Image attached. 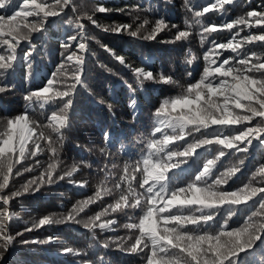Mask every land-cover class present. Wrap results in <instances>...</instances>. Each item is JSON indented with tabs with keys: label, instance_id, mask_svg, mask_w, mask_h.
I'll return each instance as SVG.
<instances>
[{
	"label": "snow or ice",
	"instance_id": "obj_1",
	"mask_svg": "<svg viewBox=\"0 0 264 264\" xmlns=\"http://www.w3.org/2000/svg\"><path fill=\"white\" fill-rule=\"evenodd\" d=\"M233 2L215 0L204 5L202 10L194 12L197 18L195 23L201 24L199 18L206 13L223 12L224 5ZM185 4H190V0H185ZM69 7L76 12L73 0H0V49L3 50L0 52V78L19 62L17 50H22V41L29 45L27 50H23V61L31 74L32 56L36 51L32 34L45 31L51 19L59 18L68 27L77 30L75 34L61 40L62 62L57 69L40 87L30 90L25 96V113L0 119V193L8 188L10 179L34 170L24 166L23 161L38 156L46 149L51 152V158H58L56 144L62 147L65 133L72 127L76 97L81 90L91 94L86 80V55L93 53L87 43L85 25L79 17L63 19L67 16L65 9ZM94 11L105 13L112 9L99 6ZM93 15H88L87 19L96 27H101ZM29 17L33 19L29 20ZM246 17L241 16L220 25H202L201 42L208 41L212 33L224 29L231 31L240 25L248 28L264 26V11H250ZM138 18L135 17L133 22ZM185 23L188 24V21ZM146 24H149L147 19L135 30L132 24L104 30L138 37L140 29ZM168 27L169 22L161 17L155 21L151 33L142 38L155 39L160 31ZM171 27L175 28L176 25L171 24ZM238 35L239 32L235 34ZM188 36L189 32L180 31L176 39L182 40ZM235 36L227 43H217L212 39V47L204 55L205 66L200 78L182 88L176 96L160 103L153 114V130L144 141L139 159L134 164H126L123 175L114 181L113 188L118 197L114 203L108 204L94 216H87L88 205L101 199V192L97 191L95 196L78 202L66 215L44 216L31 227H26L23 232L16 231L14 235L12 225L5 221H11L15 214L9 213L6 208L0 210V264H7L6 253L14 247L18 237L45 225L81 224L93 237L97 229L100 232H115L122 227L128 230L127 240L132 243L127 247L123 244L117 246L122 251L143 253L145 264H241V254L247 256L250 251L264 244V165L252 173L253 179L257 175L261 178L260 186H253L250 181L243 187L234 188L229 183L241 171L243 159L239 160V165L230 166L223 172L217 170L218 164L223 165L222 158L247 154L255 147L264 148V54L243 51L245 44H264V33H250L241 40H236ZM217 49L230 50L236 55L218 63L223 53ZM106 51L132 72L140 86L146 81L168 85L178 83L173 75L163 70L153 71L145 64L134 66L112 49L106 48ZM188 63H192V60ZM187 75L191 77L192 73ZM10 88L7 84L0 85V93ZM37 103L42 109L47 105L52 106L46 126L56 133L55 139L50 134L46 136L43 131H36L38 125L29 117L27 109H32ZM132 103L134 105L135 101ZM104 138L107 141L110 134L105 132ZM41 141L46 143L41 144ZM198 149L216 154L205 160L193 179L183 185L172 183L170 174L173 170L191 159ZM35 163L39 165L40 161L36 160ZM55 170L56 164L50 163L38 179L27 182L24 191H28L32 185H36L38 191L41 184L54 183ZM77 170L73 166L58 179L63 180L65 176L71 178ZM69 183H78L83 188L87 181L74 182L69 179ZM21 194L14 192L12 196ZM103 194L113 195V189ZM0 201L7 205L9 197L0 195ZM241 206L249 214L242 226L231 227L229 221ZM135 209H139L141 215L129 216L127 210ZM224 209H227V213L221 217ZM117 212L127 216L129 222L121 225L117 219L102 220V217ZM53 239L48 237L39 241L19 242L50 244ZM123 239L117 237V240ZM62 251L74 256L87 255L72 247H65ZM83 264L94 262L85 260ZM99 264H103L102 257Z\"/></svg>",
	"mask_w": 264,
	"mask_h": 264
},
{
	"label": "trees",
	"instance_id": "obj_2",
	"mask_svg": "<svg viewBox=\"0 0 264 264\" xmlns=\"http://www.w3.org/2000/svg\"><path fill=\"white\" fill-rule=\"evenodd\" d=\"M210 2L215 0H190L188 5L185 4V0H73L76 12H73L71 7L65 9L67 16L63 17L64 20L68 17L73 19L79 17L80 22L85 25L88 35L87 43L93 53L86 55V80L91 94L81 90L80 95L76 97L75 110L71 117L72 127L66 131L62 147L59 143L56 144L58 158H51V152L46 149L38 156L23 161L24 166L32 167L34 170L10 179L8 188L0 193L9 197L8 205L0 201V210L6 208L9 213L15 214L11 221H5L12 225L13 235L16 231L23 232L26 227H31L34 222L44 216L66 215L74 206H77L78 202L95 196L97 191L101 192V199L88 205L87 216H94L108 204L114 203L118 198L113 188L114 181L123 175L126 164H134L139 159L144 141L153 130L155 110L164 99L176 96L182 88H186L189 83L200 78L205 66L204 55L212 47L210 41L215 39L217 43H227L237 32L239 35L235 36L236 40H241L250 33L254 35L264 33V26L248 28L240 25L231 31L224 29L214 32L208 37V41L202 43V25H220L241 16L247 18L246 13L250 11H264V0H234L233 3L224 5L223 12L206 13L199 18L202 23L196 24L197 18L194 12L202 10V7ZM99 6L112 11L95 12L94 10ZM120 9L125 11H119ZM88 15H93V19L101 27L91 23L87 19ZM135 17L139 18L133 22ZM161 17L169 22V27L160 31L155 39L142 38L151 33L155 21ZM145 19L149 21V24L140 29L138 37L104 30V28L123 24H132L135 30L143 24ZM186 20L188 24L185 23ZM171 24H175L176 27H171ZM76 31L59 18H53L47 23L45 31L33 33L32 43L36 45V51L32 56L31 74L23 61V50H27L29 45L27 42H21L22 50H17L19 62L0 78V85L11 86L10 90L0 93V119L25 113L27 108L25 96L30 90L40 87L57 69L62 62L63 50L60 42L67 36L75 34ZM180 31L189 32V36L186 39L177 40L176 36ZM106 48L124 56L134 66L145 64L153 71L163 70L173 75L178 83L168 85L146 81L143 86H140L132 72L115 60ZM2 51L0 49V52ZM216 51L223 53L218 63L236 55L230 50L217 49ZM243 51L249 54L253 52L264 54V44L259 42L245 44ZM189 60H192V63H188ZM189 72L192 73L191 77L187 75ZM51 109V105L42 109L37 103L27 111L29 117L38 125L36 131H43L46 136L50 134L55 139L56 133L51 132V129L46 126L51 116ZM105 132L110 134L107 141L104 138ZM45 143L41 141V144ZM215 154L205 149H198L191 159L173 170L170 174L171 182L183 185L193 179L205 160L212 158ZM240 159L244 160L241 171L229 183L234 188L243 187L250 181L253 186H260L261 178L257 175L253 179L252 173L260 165H264V148L255 147L247 154L239 153L236 156L222 158L223 165L218 164V172H223L230 166L239 165ZM36 160L40 161L39 165L35 163ZM50 163L56 164V170L53 173L55 182L41 184L38 191L36 185L24 191L27 182L38 179ZM73 166L78 170L71 178L65 176L63 180L58 179ZM139 178L137 174V180ZM69 179L74 182L87 181V184L81 188L78 183H69ZM133 183L136 182L133 181ZM108 189H113L114 194L104 195V191ZM14 192L22 194L13 197ZM127 211L129 216L141 215L139 209ZM226 213L227 209H224L221 217ZM248 214V210L241 206L237 214L229 221L230 226H242ZM104 219H117L121 225L129 222L128 217L120 212L102 217V220ZM127 236L128 230L122 227L115 232H100L97 229L93 237L92 233L81 224L45 225L33 231L24 232L22 237L17 238V243L10 250L7 264H83L85 260L99 264L101 257L103 264H145L143 253L122 251L117 246L118 244H123L124 247L130 245L132 241L127 240ZM48 237L54 238L50 244L19 242L21 240L39 241ZM117 237L124 239L117 240ZM105 244L108 245L107 248L104 247ZM65 247L81 250L87 255L74 256L64 253L62 249ZM241 264H264V244H260L255 251H250L247 256L241 254Z\"/></svg>",
	"mask_w": 264,
	"mask_h": 264
},
{
	"label": "water",
	"instance_id": "obj_3",
	"mask_svg": "<svg viewBox=\"0 0 264 264\" xmlns=\"http://www.w3.org/2000/svg\"><path fill=\"white\" fill-rule=\"evenodd\" d=\"M7 205H8V204H7ZM10 250H11V249H10ZM9 254H10V251H9V253H7L6 258H8Z\"/></svg>",
	"mask_w": 264,
	"mask_h": 264
},
{
	"label": "bare ground",
	"instance_id": "obj_4",
	"mask_svg": "<svg viewBox=\"0 0 264 264\" xmlns=\"http://www.w3.org/2000/svg\"><path fill=\"white\" fill-rule=\"evenodd\" d=\"M107 127H108V125H107Z\"/></svg>",
	"mask_w": 264,
	"mask_h": 264
},
{
	"label": "rangeland",
	"instance_id": "obj_5",
	"mask_svg": "<svg viewBox=\"0 0 264 264\" xmlns=\"http://www.w3.org/2000/svg\"><path fill=\"white\" fill-rule=\"evenodd\" d=\"M198 1H200V0H198Z\"/></svg>",
	"mask_w": 264,
	"mask_h": 264
}]
</instances>
